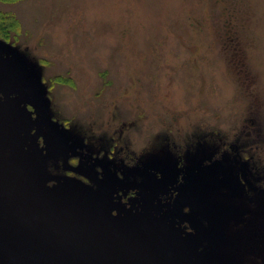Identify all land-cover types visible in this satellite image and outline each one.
Returning <instances> with one entry per match:
<instances>
[{
    "label": "rangeland",
    "instance_id": "rangeland-1",
    "mask_svg": "<svg viewBox=\"0 0 264 264\" xmlns=\"http://www.w3.org/2000/svg\"><path fill=\"white\" fill-rule=\"evenodd\" d=\"M0 16L3 264H264V0Z\"/></svg>",
    "mask_w": 264,
    "mask_h": 264
},
{
    "label": "trees",
    "instance_id": "trees-1",
    "mask_svg": "<svg viewBox=\"0 0 264 264\" xmlns=\"http://www.w3.org/2000/svg\"><path fill=\"white\" fill-rule=\"evenodd\" d=\"M10 22L6 23L0 16V38L2 39H9L10 36L9 33L12 28L15 26V22L12 20H9Z\"/></svg>",
    "mask_w": 264,
    "mask_h": 264
},
{
    "label": "flooded vegetation",
    "instance_id": "flooded-vegetation-1",
    "mask_svg": "<svg viewBox=\"0 0 264 264\" xmlns=\"http://www.w3.org/2000/svg\"><path fill=\"white\" fill-rule=\"evenodd\" d=\"M182 183H183V182H182ZM180 186H181V184H180ZM23 209H24V208H23ZM25 209H27V208L25 207ZM2 240H3V239L0 238V242H1ZM2 248L5 249L3 246H2ZM30 250H31V249L28 248L26 251H27V252H30ZM1 251H2V250H1ZM9 251H10L11 253L17 252V250H14L13 248L9 249ZM0 253H3V252H0ZM14 254H15V253H14ZM3 256H4V254H1V258H2ZM0 264H3L1 260H0Z\"/></svg>",
    "mask_w": 264,
    "mask_h": 264
}]
</instances>
